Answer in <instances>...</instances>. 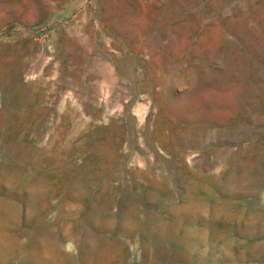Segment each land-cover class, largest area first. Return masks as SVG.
<instances>
[{
    "label": "rangeland",
    "instance_id": "rangeland-1",
    "mask_svg": "<svg viewBox=\"0 0 264 264\" xmlns=\"http://www.w3.org/2000/svg\"><path fill=\"white\" fill-rule=\"evenodd\" d=\"M0 264H264V0H0Z\"/></svg>",
    "mask_w": 264,
    "mask_h": 264
}]
</instances>
